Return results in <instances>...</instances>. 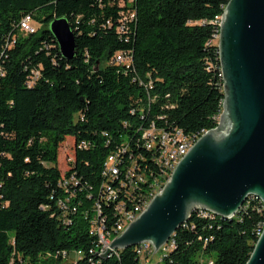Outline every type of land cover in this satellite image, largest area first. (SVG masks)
Segmentation results:
<instances>
[{
  "label": "trees",
  "instance_id": "trees-1",
  "mask_svg": "<svg viewBox=\"0 0 264 264\" xmlns=\"http://www.w3.org/2000/svg\"><path fill=\"white\" fill-rule=\"evenodd\" d=\"M228 2L132 0L135 21L118 35L121 8L110 0H0V264H140L133 247L105 260L88 254L96 241L84 217L93 202L87 195L95 197L106 157L140 138L139 128L154 122L174 128L171 135L196 136L217 126L223 95L213 21ZM25 16L39 25L35 33L19 31ZM59 18L76 37L71 60L49 31ZM117 52L131 53L130 68L109 63ZM33 70L39 78L27 86ZM67 137L82 185L68 226L40 209L60 194L59 151ZM157 161L153 169H160ZM150 190L142 188V197ZM257 205L232 219L192 213L161 264H246L264 225ZM61 250L85 255L76 263L42 258Z\"/></svg>",
  "mask_w": 264,
  "mask_h": 264
},
{
  "label": "water",
  "instance_id": "water-1",
  "mask_svg": "<svg viewBox=\"0 0 264 264\" xmlns=\"http://www.w3.org/2000/svg\"><path fill=\"white\" fill-rule=\"evenodd\" d=\"M49 31L60 55L73 59L76 37L68 21L53 19ZM217 49L223 95L217 126L194 143L102 260L143 243L158 253L196 210L231 219L250 196L264 205V0H229ZM246 264H264V229Z\"/></svg>",
  "mask_w": 264,
  "mask_h": 264
},
{
  "label": "built area",
  "instance_id": "built-area-1",
  "mask_svg": "<svg viewBox=\"0 0 264 264\" xmlns=\"http://www.w3.org/2000/svg\"><path fill=\"white\" fill-rule=\"evenodd\" d=\"M121 8L117 19L116 33L126 35L129 33V25L134 23L136 15L131 8L132 0H110ZM34 22L30 16L21 19L18 28L24 35L33 34L37 31L33 27ZM219 27V17L213 21ZM110 27V23L107 22ZM109 63L114 66H123L126 69L132 65L130 52H117L110 59ZM3 73L0 69V76ZM39 78V71H31L27 86H33ZM140 85L142 83L140 82ZM145 88H151V82L145 85ZM133 114V112H131ZM219 118H217L218 121ZM174 129V128H172ZM159 129L152 122L147 128H139L140 138L133 143L124 142L110 153L104 160L101 171V183L96 191L95 197L88 194V199H93L88 212H84V217L89 221V235L95 238V247L89 249V255H95L100 258L111 242L121 235V226H127L129 219H136L139 207H147L151 197H155L161 192L164 185L168 182L171 173L188 153L191 148V141L199 139L207 131H202L196 136H187L181 130V136L178 139H171V130ZM88 146L82 143V149ZM134 149V150H133ZM146 152L147 157L143 155ZM64 162L67 167L61 172L57 186H60V194H52L49 198L50 205H42V211H51V217H57L62 225L72 223L71 216L77 211L75 200L77 192L82 191L81 180L73 171V160L70 159V149L63 147ZM153 158H160V169H153ZM151 187V196L142 197V188ZM256 196H250L239 209L250 207L252 202L256 203ZM127 206H135V214H127ZM259 212H262V206H256ZM111 210V211H110ZM114 221L108 225V212ZM237 213V214H238ZM236 214V215H237ZM235 215V216H236ZM234 216V217H235ZM210 218V216H199ZM172 241L161 247L158 253L160 257L158 262H162L163 257L173 249ZM136 248V255L139 263L147 264L149 258L155 257L153 248L148 243H143ZM120 250H112L108 255H117ZM153 254V255H152ZM157 254V253H156ZM84 251H55L47 252L42 258L53 261H63L64 263H76L83 259ZM91 261V260H90ZM208 264H212L209 262Z\"/></svg>",
  "mask_w": 264,
  "mask_h": 264
},
{
  "label": "rangeland",
  "instance_id": "rangeland-1",
  "mask_svg": "<svg viewBox=\"0 0 264 264\" xmlns=\"http://www.w3.org/2000/svg\"><path fill=\"white\" fill-rule=\"evenodd\" d=\"M33 27L37 30L39 29V25L36 23L33 24ZM213 43L216 44V46L218 45V37L214 40ZM218 121H219V119H218ZM72 139H73L72 137H67L65 140V144L63 143L61 145L62 148L59 151V168L62 171H65L67 169L65 162H64L63 147H64V145H67L68 149H71L72 145H73ZM159 257H160V253L155 254V257L149 258V260L147 261V264H161L160 262H158ZM142 264H145V263H142Z\"/></svg>",
  "mask_w": 264,
  "mask_h": 264
},
{
  "label": "bare ground",
  "instance_id": "bare-ground-1",
  "mask_svg": "<svg viewBox=\"0 0 264 264\" xmlns=\"http://www.w3.org/2000/svg\"><path fill=\"white\" fill-rule=\"evenodd\" d=\"M221 20V18H220ZM219 24H220V21H219ZM219 34V33H218ZM220 71V69H219ZM221 73V72H220ZM221 79H222V75H221ZM181 136V133H176L174 135H171V139H178V137ZM198 139H194V141H191V147L194 145V143L197 141ZM158 164L160 165V158H158ZM151 196V190L150 192L148 193L147 197H150ZM154 197H151V200L153 199ZM256 200L259 201V203L262 205L263 207V211H264V205L262 203V201L259 199V198H256ZM147 207H139L138 209V213H136V219L142 214V212L146 209ZM194 212H198V213H202V212H205V211H202V210H196ZM193 212V213H194ZM209 213V212H208ZM127 214H135V207H133L132 211L130 213H127ZM211 214V213H210ZM213 215V214H212ZM136 219H129V221H127V226H121V233H123V231L132 223L134 222ZM232 219V218H231ZM264 229V225L261 227V230H260V233H259V236L262 234V231Z\"/></svg>",
  "mask_w": 264,
  "mask_h": 264
}]
</instances>
